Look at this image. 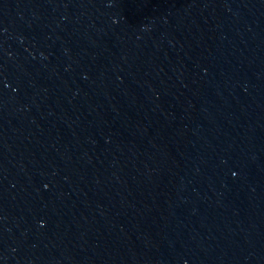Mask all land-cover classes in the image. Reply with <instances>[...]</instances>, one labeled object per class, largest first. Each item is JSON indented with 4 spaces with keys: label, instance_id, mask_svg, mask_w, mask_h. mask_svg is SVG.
I'll use <instances>...</instances> for the list:
<instances>
[{
    "label": "water",
    "instance_id": "1",
    "mask_svg": "<svg viewBox=\"0 0 264 264\" xmlns=\"http://www.w3.org/2000/svg\"><path fill=\"white\" fill-rule=\"evenodd\" d=\"M0 264H264V0H0Z\"/></svg>",
    "mask_w": 264,
    "mask_h": 264
}]
</instances>
